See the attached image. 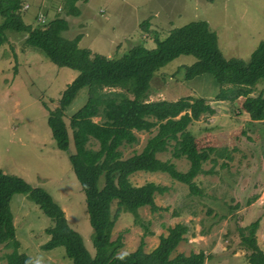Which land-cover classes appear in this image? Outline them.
Masks as SVG:
<instances>
[{
    "label": "rangeland",
    "instance_id": "obj_1",
    "mask_svg": "<svg viewBox=\"0 0 264 264\" xmlns=\"http://www.w3.org/2000/svg\"><path fill=\"white\" fill-rule=\"evenodd\" d=\"M21 3L27 4L20 11L24 23L36 26L56 16L65 17L68 28L62 32L64 37L72 38L79 33L80 47L105 56H120L138 43L154 47V36L163 38L169 29L200 19L206 20L216 33L218 47L226 58L247 59L264 40V0H76L73 2L78 9L76 14L67 11V0H22ZM24 38V32L8 30L7 41L0 46V168L47 190L64 210L68 224L83 236L87 248L94 253L84 193L68 153L56 146L47 124V108L57 105L61 92L77 71L56 65L40 48L25 43ZM194 60L192 55L180 54L155 70L149 81L148 98L175 100L201 96L219 101L216 98L219 85L211 71L190 79L184 77L185 66ZM105 91H119L132 97L131 91L124 87H106ZM251 94L264 95V79L252 86ZM86 98L84 86L65 107L64 120ZM237 101L226 99L224 103H215L219 115L213 122L207 119L210 115H204L199 118L203 119L201 122L194 121L188 129L200 132L207 123L211 124L213 135H217L211 144L220 148L233 142L227 148L235 147L231 151L232 159H226L227 167L219 164L221 160L214 165L210 161L203 163L204 169L214 170L194 178L201 194H191L186 184L166 172L139 170L129 175L133 185L152 181L166 189L154 193L155 210L142 206L136 213L118 214L110 233L111 240L121 237L122 245L116 252L132 251L140 241L143 249L150 251L169 227L181 222L187 231L171 255L203 250L207 255L203 264H249L248 249L240 242L238 227L256 218H259L258 241L264 248V122L254 123L250 118L244 121L242 117H236L235 121L234 117L239 116L237 110L241 109ZM92 119L97 121L99 117ZM232 121L240 123L241 133L240 129L230 133L215 129L219 126L224 129ZM154 132V128L137 131L135 143L120 147L122 156L141 150ZM197 144L201 147L210 143H204L202 136ZM88 145L97 147L94 140ZM241 147L242 151H238L241 158L235 159L234 152ZM171 149L169 146L157 153V157L172 161L178 170H186L188 161L184 157H172ZM102 183L100 176L98 186ZM115 207L112 202L111 211ZM10 210L20 251L32 257L35 264H72L62 246L50 250L40 247L48 239L44 229L51 221L36 204L18 193L11 198ZM9 250L0 243V264H6L2 255Z\"/></svg>",
    "mask_w": 264,
    "mask_h": 264
},
{
    "label": "trees",
    "instance_id": "obj_2",
    "mask_svg": "<svg viewBox=\"0 0 264 264\" xmlns=\"http://www.w3.org/2000/svg\"><path fill=\"white\" fill-rule=\"evenodd\" d=\"M8 1L0 0V46L7 41L8 30L24 32L25 43L40 48L56 65L77 71L61 92L57 105L47 108V124L56 146L68 153L71 168L84 193L94 253L87 248L83 236L68 224L64 210L47 190L0 168V243L10 249L2 255L6 264H35L32 257L20 251L15 236L10 201L18 193L36 204L51 221L44 229L48 239L40 247L50 250L62 246L72 264H203L207 257L203 250L171 255L187 231V226L181 222L169 227L150 251H145L140 241L132 251L116 252L122 245L121 237L110 239L121 211L136 213L142 206L155 210L154 193L166 189L152 181L133 185L130 174L139 170L166 172L186 184L191 194H201L194 178L201 172L212 171L211 168L204 170L203 163L215 162L216 158L231 159V151L235 150V147L199 148L188 130L201 115L214 113L205 97L150 100L149 81L155 70L176 56L192 55L195 60L185 66V78L211 71L219 85L217 99L240 97V110L247 112L251 120H264V96L251 94L256 81L264 78V40L247 59L226 58L218 47L216 33L206 20L200 19L169 29L163 38L154 36V47L138 43L120 56H105L80 47L78 42L82 35L79 33L72 38L64 37L62 32L68 28L65 17L56 16L31 26L22 20V0ZM67 1V11L76 14L78 9L73 3L76 0ZM84 86L87 87L86 101L64 120L65 107ZM106 87L127 88L132 97L119 91L107 92ZM95 116L99 120H93ZM153 128L155 132L146 139L141 150L122 156L120 147L135 143L137 131ZM91 140L97 143L96 148L88 145ZM169 146H172V157H184L188 161L186 170H178L172 161L157 157V153L166 151ZM221 165L227 163L223 161ZM100 176L103 183L99 187ZM112 202L116 205L113 211ZM258 225L259 218H256L238 227L240 242L248 249L249 264H264V251L256 238Z\"/></svg>",
    "mask_w": 264,
    "mask_h": 264
},
{
    "label": "crops",
    "instance_id": "obj_3",
    "mask_svg": "<svg viewBox=\"0 0 264 264\" xmlns=\"http://www.w3.org/2000/svg\"><path fill=\"white\" fill-rule=\"evenodd\" d=\"M260 79H264V78H260ZM259 81V79L256 81V83ZM255 83V84H256ZM263 95V94H262ZM264 96V95H263ZM205 98H209V97H205ZM211 99L212 98H210V100H208L209 101V103L211 104V106L214 108V113H212V114H203V115H201L200 116V118H202V117H204V115H210L209 117H207V119L209 120V122L211 123V122H213V120L215 119V117L216 116H218L219 115V113H217L216 111H217V109H216V107H215V103H219V102H221V103H224V101L225 100H219V101H217V100H213V101H211ZM238 101L237 102H240L239 100L241 99H239V97L238 98H236ZM237 112H238V114H239V116H235L234 118H241V119H243L244 121H249V115H248V113L247 112H245V111H243V110H237ZM225 116H226V114H225ZM248 116V117H247ZM234 118H233V120H234ZM237 118L235 119V121L237 120ZM201 119H198V120H195V122H201L200 121ZM251 122H264V120H250ZM194 122V121H193ZM192 122V123H193ZM232 123H234V121H232L231 123H230V125L229 126H227L226 128H222L221 126H219V127H217V128H215V129H220L218 132H227V133H230V132H232V130L233 129H240L239 130V132L241 133L242 132V130L243 129H241V127H239V122H237V123H234V125H232ZM253 123V124H254ZM191 125V124H190ZM190 125L188 126V129H190ZM211 124H206L205 125V127L203 128V131H200V132H192L191 131V133H192V135H193V137H194V139H195V141H196V144H197V141H198V138H200V137H202L203 136V142L204 143H210V144H204L203 146H201V147H199V148H212V147H218L219 148V146L220 145H217V144H211L212 143V141H213V138L214 137H216L217 135H213V132H212V128H211ZM231 126V127H230ZM257 136V135H256ZM223 138L221 137V140H222ZM216 142L217 141H219V139H217L216 138V140H215ZM215 142V143H216ZM233 144V142L232 143H227V144H225V145H223V146H231ZM198 145V144H197ZM242 149V147L240 148V149H238V150H236L234 153H235V155H236V158L235 159H238V156H240L241 155V152H238V151H242L241 150ZM232 155V154H231ZM240 158H241V156H240ZM232 159V158H231ZM234 159V158H233ZM219 160H221L220 161V165H221V162L224 160V161H227V165H225V167H227L228 165H229V162H228V160H226L225 158H216V161L215 162H211V164L212 165H214V164H217L218 162H219ZM234 163H235V161H234ZM204 169V168H203ZM210 169V168H209ZM212 169V168H211ZM204 170H207V169H204ZM214 169H212V171H213ZM212 171H211V173H212ZM205 172H201V173H199V174H204ZM208 173H210V172H208ZM207 173V174H208ZM198 174V175H199ZM197 175V176H198ZM196 176V177H197ZM259 233H260V231H257L256 232V238H257V242H258V245H259V247L264 251V248H262V246H260V244H259V241H258V236H259Z\"/></svg>",
    "mask_w": 264,
    "mask_h": 264
},
{
    "label": "built area",
    "instance_id": "obj_4",
    "mask_svg": "<svg viewBox=\"0 0 264 264\" xmlns=\"http://www.w3.org/2000/svg\"><path fill=\"white\" fill-rule=\"evenodd\" d=\"M22 6H23L22 8L24 9L27 7V4H23ZM40 20H41V22H43V19H40Z\"/></svg>",
    "mask_w": 264,
    "mask_h": 264
}]
</instances>
